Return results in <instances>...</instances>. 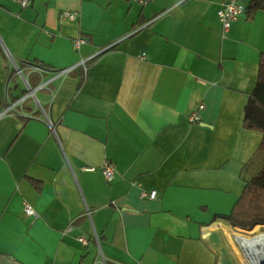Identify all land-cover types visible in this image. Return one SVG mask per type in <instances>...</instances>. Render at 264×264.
Masks as SVG:
<instances>
[{"label": "crops", "instance_id": "obj_1", "mask_svg": "<svg viewBox=\"0 0 264 264\" xmlns=\"http://www.w3.org/2000/svg\"><path fill=\"white\" fill-rule=\"evenodd\" d=\"M144 1L0 0V107L28 92L17 62L44 64L41 82L102 50L36 92L44 111L0 117V264H242L243 234L216 216L261 155L244 111L264 7L239 0L224 31L222 0Z\"/></svg>", "mask_w": 264, "mask_h": 264}, {"label": "trees", "instance_id": "obj_2", "mask_svg": "<svg viewBox=\"0 0 264 264\" xmlns=\"http://www.w3.org/2000/svg\"><path fill=\"white\" fill-rule=\"evenodd\" d=\"M253 7H264V0H255ZM31 64L45 69L44 64L36 61L17 62L18 68L22 70L23 74L26 75V71L29 72L28 80L35 86L40 82L41 76L39 72L29 68ZM77 70L82 71V68L78 67ZM244 126L247 129L259 131L263 134L259 152L264 157V53L260 55L259 59L257 83L250 93L249 100L245 106ZM244 181L243 191L236 200L231 212L227 215H218L216 217L224 219L231 226L246 232L252 231L256 226L264 229V159L260 167L255 171L250 170L245 174Z\"/></svg>", "mask_w": 264, "mask_h": 264}, {"label": "built area", "instance_id": "obj_3", "mask_svg": "<svg viewBox=\"0 0 264 264\" xmlns=\"http://www.w3.org/2000/svg\"><path fill=\"white\" fill-rule=\"evenodd\" d=\"M21 7H27L30 5L32 0H15ZM141 4H144L145 1L144 0H132ZM246 10V6L241 3L239 0H222V5L219 8V10L217 11L218 17L222 23L223 26V30L227 31L232 22L239 19L241 16L244 15V12ZM78 16V12L77 11H70V10H63L60 13V17L62 19H68V20H75ZM152 21V20H151ZM150 22H146L144 24H142L140 28H144L145 26H147ZM86 42L85 38L83 37H79L77 39H75L73 41V45L74 48L76 50H78L80 48V46L82 44H84ZM102 51V50H101ZM100 51V52H101ZM97 52L93 55L88 56L87 58L81 59V61L79 62V64L77 65H72V66H68L65 68H61L58 69L56 71H54L52 73V76L46 80H42L40 82V84L38 83L36 86H34L33 88L29 86L27 79L24 77L22 70L18 68V66L16 67V73L19 74L20 76H23L25 83L27 84V89L28 92L24 95H22L21 97H19L16 100H8L7 98V94H5L4 96V100L3 103L0 107V117L4 116L7 113H14V112H21V110L23 111L24 105L26 103V101L28 100V98L30 99H34L36 101V105L38 106V108H40L42 111H44V109L42 108L41 104L38 102L37 97H36V92L43 90L45 88H47L49 86V84H51L52 82H54L56 79L59 78H63L64 76L70 74L71 72L75 71L78 67H81L83 72H85L87 70L88 67V63L91 62L93 59L96 58V56L98 55ZM29 68L33 71H37L40 74H44L46 72V70L38 65L35 64H31L29 65ZM203 106L201 105L200 108H202ZM189 119L192 122H196L199 121V116L197 112H192L189 116ZM102 174L104 175V177L107 180H112L115 177V170L114 167L111 163H109L108 161L105 162L102 166ZM143 196H146L145 192H142ZM149 198L154 199L157 197V192L156 190H152L149 192L148 194ZM24 212L25 214H27L28 216H32V217H36L37 214L34 210V208L28 204V203H24ZM250 239V238H248ZM79 241H81L82 243L86 244L87 240L84 238H79ZM246 259V256H245ZM247 260V259H246ZM245 260V261H246ZM103 264H105L103 262Z\"/></svg>", "mask_w": 264, "mask_h": 264}, {"label": "bare ground", "instance_id": "obj_4", "mask_svg": "<svg viewBox=\"0 0 264 264\" xmlns=\"http://www.w3.org/2000/svg\"><path fill=\"white\" fill-rule=\"evenodd\" d=\"M236 241L245 252L246 264H264V234L250 239L236 236Z\"/></svg>", "mask_w": 264, "mask_h": 264}, {"label": "rangeland", "instance_id": "obj_5", "mask_svg": "<svg viewBox=\"0 0 264 264\" xmlns=\"http://www.w3.org/2000/svg\"><path fill=\"white\" fill-rule=\"evenodd\" d=\"M33 101H34V99H33ZM263 159H264V157L260 155L259 158L257 159V161L253 163V167H251L250 170L255 171L258 167H260V164L263 161ZM235 231H237V230H235ZM238 232L243 234V235H238V236H242V237H246V238H254L256 236L264 234V229L259 227V229H257L256 231H255V229H253L250 232H246L244 230H238ZM234 244L236 245L235 242H234ZM236 247H238L237 249H238V253H239L240 258L243 259V260H241L242 264H246L245 252L238 245H236Z\"/></svg>", "mask_w": 264, "mask_h": 264}, {"label": "water", "instance_id": "obj_6", "mask_svg": "<svg viewBox=\"0 0 264 264\" xmlns=\"http://www.w3.org/2000/svg\"><path fill=\"white\" fill-rule=\"evenodd\" d=\"M16 67H17V65H16Z\"/></svg>", "mask_w": 264, "mask_h": 264}]
</instances>
